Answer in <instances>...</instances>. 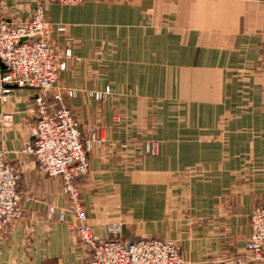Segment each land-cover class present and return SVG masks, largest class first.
<instances>
[{
    "label": "crops",
    "instance_id": "1",
    "mask_svg": "<svg viewBox=\"0 0 264 264\" xmlns=\"http://www.w3.org/2000/svg\"><path fill=\"white\" fill-rule=\"evenodd\" d=\"M36 6L0 0V20L30 19ZM43 7L47 22L65 28L51 34L66 66L47 101L67 106L82 137L98 141L77 179L92 232L173 241L184 264L247 259L249 217L264 208V0ZM4 70L0 61V77ZM36 93L13 87L0 99V115L13 116L9 127L0 123V145L19 173L22 209L0 233V264H88L71 215L58 219L68 205L60 177L22 151Z\"/></svg>",
    "mask_w": 264,
    "mask_h": 264
},
{
    "label": "built area",
    "instance_id": "2",
    "mask_svg": "<svg viewBox=\"0 0 264 264\" xmlns=\"http://www.w3.org/2000/svg\"><path fill=\"white\" fill-rule=\"evenodd\" d=\"M36 9L30 19L19 22L0 20V61L5 65L0 77V99L5 102L13 87L37 91L34 109L37 115L31 127L32 141L22 151L35 157L38 170L47 176H58L68 199L67 208L59 209V221L65 220V212L71 215L68 222L89 257L88 264H184L173 241L142 239L121 241L113 237L100 238L92 232L87 213L81 202V191L77 179L89 170L88 153L97 138L91 134L89 140L82 137L79 119L70 109L61 104L54 108L47 101L58 73L65 69L59 61L51 34L63 32V26L54 27L44 16V2H56L73 6L83 0H34ZM69 57V49L64 51ZM70 94V93H69ZM101 97V94H99ZM53 99L60 100L57 92ZM11 113H2L3 127L12 124ZM154 155L155 152H151ZM18 174L6 159L0 145V233L10 223L21 218L20 195L17 191ZM56 207L48 208V215ZM250 233L245 243L247 259L237 258L220 264H264V208H255L249 217ZM112 233L120 226H110Z\"/></svg>",
    "mask_w": 264,
    "mask_h": 264
},
{
    "label": "rangeland",
    "instance_id": "3",
    "mask_svg": "<svg viewBox=\"0 0 264 264\" xmlns=\"http://www.w3.org/2000/svg\"><path fill=\"white\" fill-rule=\"evenodd\" d=\"M16 171H17V170H16ZM17 174H19L18 171H17ZM18 178H19V177H18ZM80 193H81V192H80ZM138 240H142V239H138ZM138 240H134V241H138Z\"/></svg>",
    "mask_w": 264,
    "mask_h": 264
}]
</instances>
